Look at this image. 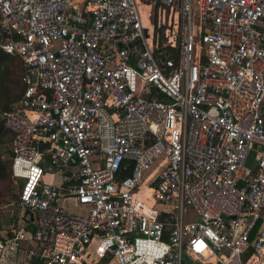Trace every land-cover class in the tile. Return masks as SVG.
I'll return each mask as SVG.
<instances>
[{
	"label": "built area",
	"instance_id": "2783aa9c",
	"mask_svg": "<svg viewBox=\"0 0 264 264\" xmlns=\"http://www.w3.org/2000/svg\"><path fill=\"white\" fill-rule=\"evenodd\" d=\"M139 3L0 0L25 85L0 264H264V0Z\"/></svg>",
	"mask_w": 264,
	"mask_h": 264
},
{
	"label": "trees",
	"instance_id": "16d2710c",
	"mask_svg": "<svg viewBox=\"0 0 264 264\" xmlns=\"http://www.w3.org/2000/svg\"><path fill=\"white\" fill-rule=\"evenodd\" d=\"M24 63L17 54H8L0 47V110L8 109L13 102L22 95ZM13 133L6 128L0 119V199L5 197H17L19 193L14 187L12 177L13 152L11 148ZM27 228L30 232L34 226L28 219ZM31 264H42L33 259Z\"/></svg>",
	"mask_w": 264,
	"mask_h": 264
},
{
	"label": "rangeland",
	"instance_id": "374dc122",
	"mask_svg": "<svg viewBox=\"0 0 264 264\" xmlns=\"http://www.w3.org/2000/svg\"><path fill=\"white\" fill-rule=\"evenodd\" d=\"M140 12L144 16V25L151 24L152 17L147 15L148 8L145 7L144 3H139ZM43 181L52 182L58 185L61 181V175L45 172L43 174ZM14 187L18 193L21 190V182L16 183L15 180L13 182ZM61 203L65 205L70 211L74 213H85L87 211V207L79 205L73 199L61 200ZM160 204L157 203L156 206ZM23 215V209H21L18 205L17 197H5L0 199V228L5 231L9 229L13 223H17L19 218Z\"/></svg>",
	"mask_w": 264,
	"mask_h": 264
},
{
	"label": "crops",
	"instance_id": "0c3cea01",
	"mask_svg": "<svg viewBox=\"0 0 264 264\" xmlns=\"http://www.w3.org/2000/svg\"><path fill=\"white\" fill-rule=\"evenodd\" d=\"M140 3H144L145 4V7L148 8L147 15L150 16V14L152 13V15H153V16H151L152 17V22H155L156 18H157L155 16V14L153 13L154 9L156 8L155 0H140Z\"/></svg>",
	"mask_w": 264,
	"mask_h": 264
},
{
	"label": "water",
	"instance_id": "95a60500",
	"mask_svg": "<svg viewBox=\"0 0 264 264\" xmlns=\"http://www.w3.org/2000/svg\"><path fill=\"white\" fill-rule=\"evenodd\" d=\"M263 114H264V108H263Z\"/></svg>",
	"mask_w": 264,
	"mask_h": 264
}]
</instances>
